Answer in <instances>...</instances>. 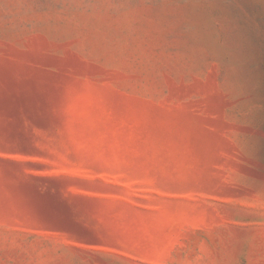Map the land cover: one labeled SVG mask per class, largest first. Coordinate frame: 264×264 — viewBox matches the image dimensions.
<instances>
[{
    "label": "rangeland",
    "instance_id": "374dc122",
    "mask_svg": "<svg viewBox=\"0 0 264 264\" xmlns=\"http://www.w3.org/2000/svg\"><path fill=\"white\" fill-rule=\"evenodd\" d=\"M1 161L0 264H264V0H0Z\"/></svg>",
    "mask_w": 264,
    "mask_h": 264
},
{
    "label": "water",
    "instance_id": "95a60500",
    "mask_svg": "<svg viewBox=\"0 0 264 264\" xmlns=\"http://www.w3.org/2000/svg\"><path fill=\"white\" fill-rule=\"evenodd\" d=\"M17 126L19 124V121L17 119L16 121ZM19 131L20 128H18ZM0 163L4 164L6 168H12V169H18L21 168V165L16 164V163H11V162H6V161H1ZM39 182H47L51 187L56 188L60 183L59 181H43L40 179H31L30 181H26L24 183V187L32 193V195L37 199L38 201H41L43 204H47L50 206H53L56 209H60L61 211H64L65 213L68 214L69 217H71L72 214V206L58 196L56 192L51 191L50 189L46 190H39V185L37 183ZM73 222V221H72ZM74 223V222H73ZM78 227L83 229L79 224L75 223ZM84 230V229H83Z\"/></svg>",
    "mask_w": 264,
    "mask_h": 264
},
{
    "label": "trees",
    "instance_id": "16d2710c",
    "mask_svg": "<svg viewBox=\"0 0 264 264\" xmlns=\"http://www.w3.org/2000/svg\"><path fill=\"white\" fill-rule=\"evenodd\" d=\"M30 179H32V178L30 177ZM28 180H29V179H28ZM39 188H40V189H43V186L41 185V186H39Z\"/></svg>",
    "mask_w": 264,
    "mask_h": 264
}]
</instances>
